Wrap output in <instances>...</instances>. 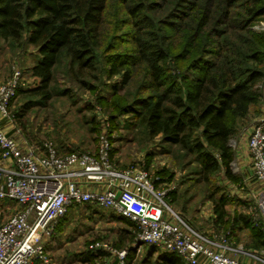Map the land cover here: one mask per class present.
Here are the masks:
<instances>
[{"label":"trees","instance_id":"trees-1","mask_svg":"<svg viewBox=\"0 0 264 264\" xmlns=\"http://www.w3.org/2000/svg\"><path fill=\"white\" fill-rule=\"evenodd\" d=\"M263 18L264 0H0V40L32 46L41 57L31 74L39 82L33 95L42 102L59 90L62 71L95 94L112 124L131 115L150 137L192 157L204 183L221 170L238 183L231 140L260 114L264 99V33L253 29ZM103 81L112 82L109 98L100 95ZM214 194L215 227L237 242L247 231L246 248L264 251V222L231 216L226 196ZM123 220L133 229L126 238L132 242L136 227ZM148 246L142 264H187L177 253L153 259L157 249ZM136 257V250L127 251V264Z\"/></svg>","mask_w":264,"mask_h":264},{"label":"rangeland","instance_id":"rangeland-1","mask_svg":"<svg viewBox=\"0 0 264 264\" xmlns=\"http://www.w3.org/2000/svg\"><path fill=\"white\" fill-rule=\"evenodd\" d=\"M253 29L264 33V18L254 24ZM40 60L34 47L19 48L0 40V75L6 73L7 81L15 71L21 73L19 87L22 93L16 95L11 103V113L15 117L12 124L6 123L8 132L18 131L27 145L52 141L61 154L69 151H94L99 137L106 133L112 145V158L117 165H139L155 174L166 170L167 175L162 177L163 183L159 188L167 192V204L185 223L211 238L227 237V243L232 245L238 240L230 236L228 231L215 227L213 203L209 199L213 193L217 199L221 194L226 196L227 210L231 216L246 213L251 217L256 216L257 219L253 220L255 222L263 221L259 207L262 187L251 180V164H248L249 171L245 172L234 159L232 172L240 177L238 183L229 181L222 170L212 177L211 183H204L198 176L199 163L192 160V157L183 158L179 148L166 144L161 136L150 137L131 115H120L112 124L109 119L111 112L95 99V94L70 83L62 71H58L56 76V87L59 90H55L49 100L42 102L33 95L32 91L39 82L31 74L32 67ZM111 85V81H103L100 86L103 98L110 97ZM62 89H69V94H63ZM262 91L264 94L263 88ZM121 92L123 95L126 91L123 89ZM262 103L264 107V99ZM237 138L231 140L233 149ZM216 189L220 191L214 192ZM175 197L176 201L172 202ZM93 211L97 212L95 217ZM60 225V231L56 230L52 236L51 243L54 244L47 247L49 260L53 259L54 263L106 264L113 262L116 252L121 250L137 251L132 264H142L147 257L149 246L136 243V238L130 244L124 243L122 240L127 237L126 234L118 233L119 229L128 226L119 217L96 204L73 206ZM247 233L244 231L238 235L241 250L248 249ZM121 243L125 248L119 250L117 245ZM263 252L261 254L264 258ZM99 253L104 255L100 256ZM159 254L163 252L157 250L153 259ZM86 258L91 260L86 261Z\"/></svg>","mask_w":264,"mask_h":264},{"label":"built area","instance_id":"built-area-1","mask_svg":"<svg viewBox=\"0 0 264 264\" xmlns=\"http://www.w3.org/2000/svg\"><path fill=\"white\" fill-rule=\"evenodd\" d=\"M20 77L15 71L0 83V159L8 164L0 165V204L19 206L8 218L0 216V264L48 263L43 240L52 238L73 206L86 204L130 220L136 227V243L177 253L187 264H250L228 255L227 237L218 242L185 223L167 204L159 174L139 165H117L106 133L91 152L61 154L52 141L20 143L7 130L15 117L11 103ZM248 149L251 180L262 187L259 207L264 222V114L252 126ZM91 185L96 189L83 188ZM116 254L115 262L106 264H126L127 250ZM247 254L264 264L262 256Z\"/></svg>","mask_w":264,"mask_h":264},{"label":"crops","instance_id":"crops-1","mask_svg":"<svg viewBox=\"0 0 264 264\" xmlns=\"http://www.w3.org/2000/svg\"><path fill=\"white\" fill-rule=\"evenodd\" d=\"M6 73H3V74H1L0 75V82H5L6 80ZM263 104V103H262ZM259 112H260V114H258L257 116H255L254 118H252L251 119V123H250V125H249V127H247L243 132H241V134L238 136V138L236 139V147L234 148V151H235V160L237 161V162H239V165H240V167L245 171V172H247V171H249V167H248V164H251V158H250V153H249V149H248V140H249V137H250V134H251V132H252V126H253V124L256 122V120L257 119H259L263 114H264V107H263V105H261L260 106V109H259ZM263 113V114H262ZM19 132L18 131H14L12 134L16 137V139L20 142V143H22L23 145H27V143H24V140L21 138V136L18 134ZM113 156V155H112ZM7 164V162L6 161H3V160H1L0 159V165H6ZM8 165V164H7ZM83 188L85 189V190H94V189H96V186H94V185H91V186H83ZM4 206H3V208H0V216L2 217V218H8L12 213H14L15 212V210H17L18 208H19V206H17L15 203H13V202H5L4 204H3ZM89 206L90 204H86V206ZM79 206H84V205H79ZM101 208H103V207H101ZM104 210H108V209H105V208H103ZM108 211H110V210H108ZM95 212V213H94ZM110 213L112 214V215H115L112 211H110ZM93 216L95 217L96 215H97V212L96 211H93ZM117 216V215H116ZM117 217H119V216H117ZM120 219H121V221L124 223V224H126L127 226H128V228H122V229H119V233L118 234H123V235H125L126 234V236L127 237H129L130 236V234L133 232V229H132V227L131 226H129L127 223H126V221L125 220H123V219H125V218H122V217H119ZM126 220H128V219H126ZM130 221V220H129ZM62 222V221H61ZM60 224H59V226H58V228H57V231H60ZM127 237H125V238H123V242L124 243H131V242H129L126 238ZM233 237V236H232ZM216 241H218V242H220L221 241V239L219 238H216V237H213ZM235 238V237H234ZM239 238V237H238ZM52 239L53 238H45L44 240H43V242H44V246H45V249H46V252L48 253V251H47V247L48 246H50L52 243H51V241H52ZM239 242H235V244L234 245H232V244H229V243H227L226 245L230 248L229 250H227V253H228V255L229 256H231L232 258H235V259H238V260H240V261H243V262H246V263H250V264H261L256 258H254V257H251L249 254H247V253H254V254H256V256H262V254H261V252H255V251H253V250H251V249H247V250H244L243 252H241L240 250H241V248H242V246L240 245V243H241V239L239 238ZM239 245H238V244ZM54 244V243H53ZM52 244V245H53ZM123 248H125V247H123ZM128 249H129V247H128ZM218 249H221V248H218ZM48 256H49V254H48ZM115 260H116V258L114 259V261L113 262H111V263H114L115 262ZM39 264H57L56 263V261H55V263H54V261H53V259H50L49 260V262L48 263H39Z\"/></svg>","mask_w":264,"mask_h":264}]
</instances>
